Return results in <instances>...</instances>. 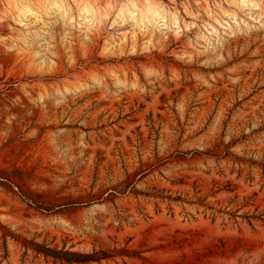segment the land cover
Returning a JSON list of instances; mask_svg holds the SVG:
<instances>
[{
	"label": "rangeland",
	"instance_id": "374dc122",
	"mask_svg": "<svg viewBox=\"0 0 264 264\" xmlns=\"http://www.w3.org/2000/svg\"><path fill=\"white\" fill-rule=\"evenodd\" d=\"M264 264V0H0V264Z\"/></svg>",
	"mask_w": 264,
	"mask_h": 264
},
{
	"label": "trees",
	"instance_id": "16d2710c",
	"mask_svg": "<svg viewBox=\"0 0 264 264\" xmlns=\"http://www.w3.org/2000/svg\"><path fill=\"white\" fill-rule=\"evenodd\" d=\"M36 250L47 257H52L56 260L65 261L69 264H85L90 262H99L102 259L110 258L113 252L108 250H94L90 253H81L77 251L58 250L48 246L38 245Z\"/></svg>",
	"mask_w": 264,
	"mask_h": 264
}]
</instances>
